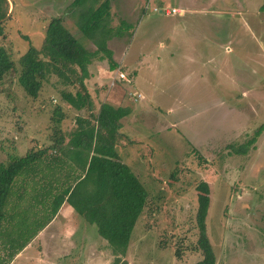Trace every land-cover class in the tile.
<instances>
[{
    "label": "rangeland",
    "instance_id": "obj_1",
    "mask_svg": "<svg viewBox=\"0 0 264 264\" xmlns=\"http://www.w3.org/2000/svg\"><path fill=\"white\" fill-rule=\"evenodd\" d=\"M10 1L0 45L14 68L0 81V161L6 154L49 146L62 128L76 126V116L90 117L101 102L127 107L117 131L127 139H118L115 150L133 166L148 195L116 263L192 264L199 259L191 246L195 185L201 180L209 190L205 225L214 264H264V0H110V24L129 22L130 35L110 38L115 68L109 69L105 58L93 57L87 64V109L60 99L59 89L75 86L62 85L54 74L35 97L16 81L18 58L28 46L39 47L51 16H60L77 41L94 50L75 24L71 0ZM171 6L180 13L165 12ZM105 96L127 99L117 105ZM64 136L63 146L74 148ZM239 146L245 151L235 150ZM49 152L48 147L35 166L44 167ZM21 172L8 191L11 208L20 190L17 182L25 178ZM35 184L32 194L22 193L27 204L7 220L5 233L16 223L28 228V213L52 206L61 189L50 193L44 182ZM64 205L69 212L9 261L3 253L0 264H112L117 254L95 224L67 201ZM30 229L22 235H32Z\"/></svg>",
    "mask_w": 264,
    "mask_h": 264
},
{
    "label": "trees",
    "instance_id": "obj_2",
    "mask_svg": "<svg viewBox=\"0 0 264 264\" xmlns=\"http://www.w3.org/2000/svg\"><path fill=\"white\" fill-rule=\"evenodd\" d=\"M8 7V0H0V18L6 14ZM70 7L74 9H71V13L75 12V24L93 42L94 50L82 46L63 25L60 16H51L45 25V36L39 47L28 46L18 58L16 81L27 95L35 97L48 75L54 74L62 85L75 86L72 89H59L60 99L76 109H87L90 99L83 82L87 75V64L93 57L105 58L108 68H115L117 64L112 49L107 46V40L113 36L122 37L126 33L129 36L131 24L123 19H119L116 25L110 24V0H71ZM260 8H264V3ZM3 22L0 21V36L3 35ZM13 68L14 62L9 52L0 45V81ZM95 111L90 117L76 116V126L65 131L59 129V136L53 139L51 146L67 152L73 158V164L78 166V172L54 194L50 213L53 214L60 202L66 200L89 222L94 223L97 232L109 242L117 254L112 262L115 264L118 255L125 252L131 228L146 203L148 192L115 150L119 139L118 119L126 114V109L101 102ZM54 121H58V118ZM63 135L68 137V146L74 145V148H65L61 144ZM48 147L28 149L22 155L6 154L5 159L0 161V221L4 217V204L14 177L21 170L28 171L32 165L37 167L35 161ZM235 150L245 151V146ZM195 189L196 240L191 247L200 252L201 257L192 264H214L215 254L205 225L209 203L207 183L200 180ZM44 191L49 192L50 189ZM23 245L22 242L20 245L9 246L6 252L8 259ZM175 255H179L177 248ZM116 264L128 263L122 260Z\"/></svg>",
    "mask_w": 264,
    "mask_h": 264
},
{
    "label": "crops",
    "instance_id": "obj_3",
    "mask_svg": "<svg viewBox=\"0 0 264 264\" xmlns=\"http://www.w3.org/2000/svg\"><path fill=\"white\" fill-rule=\"evenodd\" d=\"M109 41H110V39L107 40V46H108ZM121 84H123V82H121ZM133 91H137V90H133ZM105 97H107L109 100H112L113 98L116 99L117 105L124 101L122 99L126 98V96H105ZM137 97H139V96H137ZM128 98L131 99L130 96ZM89 99H90V97H89ZM133 99L136 100V96H133ZM125 109L127 112V107H125ZM167 109L169 110L170 107H167ZM61 131H65L64 128H62ZM123 136L124 135L122 133H121V136H119V139L121 140V142H123L124 140L127 139L125 136L123 138ZM64 139H65V136L63 137V141L61 143L63 145H65ZM52 143H53V140H52ZM51 144L49 145L50 152L46 153L48 155H47L46 161L44 163V167H42V164H43L42 163V164H39L37 167H34L33 165L30 166L28 171H22L25 178H24V180L21 179L20 182H17V185H19L20 190L16 194V197H15L13 204H12V208L8 206L10 199L8 197L6 198L7 200L5 201L4 205L8 206L9 210H7V212H6V210L4 211V217H3L4 220L0 221V263L4 262V258L1 255L3 253L5 254L8 251L9 246H14L17 244L20 245L22 242H23V244L32 243L37 237H39V235L42 234V232L44 231V229L48 225L55 222V220L57 219L58 216L62 217V215L64 216V214H66V212H69V209H70L69 205L66 207L64 205V203H66V201L62 200L60 202L58 208L56 209V211L53 214H51L49 212L50 205H46L41 210H33L31 213H28V218H26L27 223H28V228H23L19 223H16L14 228L12 229V230L15 229L14 231H10L8 233L4 232V231L8 230V228L5 227L6 223L9 220L13 219V215H14L15 211L23 208L27 204V202L23 198L22 193L32 194L33 191L31 189V187L33 186L34 188H36L38 185V184L37 185L35 184V181H37L38 183L44 182V184H45V182H46L45 180H47L50 183L47 182V185L45 184V186H46L45 188L51 189L54 187V188L59 189V188L63 187L64 181H69L74 175L77 174L78 166L77 165L73 166V162L70 159L68 160V158H70V156L67 154V152H61L59 149H55L54 147H52ZM115 145H117V144H115ZM116 148H117V146H116ZM129 166L131 167V169H133L132 165H129ZM66 167H68V169ZM44 173H46V174L44 175ZM38 180H40V181H38ZM29 191H32V192H29ZM49 192L53 193L51 190ZM51 197H53V195ZM45 212H46L47 217L45 219L44 218L40 219V217H43V215L41 216V214L45 213ZM8 227H12V226L8 225ZM31 227H33L32 235L31 234L26 235L28 233H25V235H22L23 230H25L26 232L27 231L30 232ZM24 239H25V241H23ZM28 239H29V241H28ZM10 250L12 251V250H14V248H10ZM21 250L22 249H19L17 251V253L15 252L14 254L15 255L19 254ZM9 260L10 259H8V261Z\"/></svg>",
    "mask_w": 264,
    "mask_h": 264
},
{
    "label": "built area",
    "instance_id": "obj_4",
    "mask_svg": "<svg viewBox=\"0 0 264 264\" xmlns=\"http://www.w3.org/2000/svg\"><path fill=\"white\" fill-rule=\"evenodd\" d=\"M180 12V9L178 7H170L169 9H165V12L167 13H174V12ZM119 77H124L122 72H118Z\"/></svg>",
    "mask_w": 264,
    "mask_h": 264
},
{
    "label": "water",
    "instance_id": "obj_5",
    "mask_svg": "<svg viewBox=\"0 0 264 264\" xmlns=\"http://www.w3.org/2000/svg\"><path fill=\"white\" fill-rule=\"evenodd\" d=\"M8 3H9L8 10H7L6 14L2 18H0V21H2L5 17H7L8 14L10 13L11 9H12V3H11V1L8 0Z\"/></svg>",
    "mask_w": 264,
    "mask_h": 264
}]
</instances>
